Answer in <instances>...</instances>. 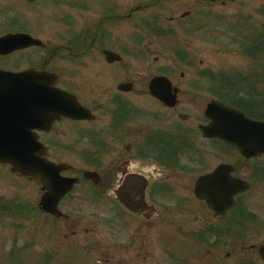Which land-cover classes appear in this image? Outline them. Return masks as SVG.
I'll list each match as a JSON object with an SVG mask.
<instances>
[{"label": "flooded vegetation", "instance_id": "flooded-vegetation-1", "mask_svg": "<svg viewBox=\"0 0 264 264\" xmlns=\"http://www.w3.org/2000/svg\"><path fill=\"white\" fill-rule=\"evenodd\" d=\"M49 1L0 0V38L10 33H26L42 39L44 43V47L33 46L0 55V63L17 62L18 59H23L13 68L2 65L0 67L22 70L21 67L25 65V62L31 63V68L36 70L59 73L60 80L57 86L62 87L61 82L71 76L67 77L65 73L62 75L59 70L52 68L58 60L66 61L68 58L77 60L86 56L92 61L95 58L108 64L106 57L108 50L120 56L118 61L110 62L111 67L118 65L123 69V65L127 62L148 60L149 56L142 45L144 44L142 37L135 42L129 38L125 39L122 33L115 38L111 32L110 41L116 40V44L110 43L108 46L107 41L100 38V28H97L96 38L90 39L87 35V38L83 39L81 31L77 30L81 29L82 25L74 28L72 19L69 23L66 14L67 9L78 10L79 0L57 1L60 6L66 7L62 8L64 15L66 14L63 21L69 30H65L60 35L61 39L53 37L49 40L50 43L46 42L43 38L46 39L47 36L31 28L30 18L39 9L51 6ZM257 8V1L252 0H149L148 3L140 2L134 7L124 8L123 13H111L109 9L106 24L112 31L122 23L133 19L135 30L160 31L175 37L180 34L183 36V32L192 33L196 30L214 31L221 28L225 31H235L237 47L242 54L248 55L247 60H241L235 73L237 100L244 108L257 110L259 109L257 96H264V19L260 25H257L258 27H253L251 23L253 16H259ZM154 9L158 11L146 13ZM71 14L76 15L73 12ZM133 43L134 48L131 47ZM74 48L76 51L73 50ZM94 52L95 54H92ZM89 53H91L90 56ZM187 60L190 63L191 58ZM155 62L158 63L159 59L156 58ZM123 73L115 76L112 72L110 76L117 79ZM170 73L172 74V72L162 71L151 75L148 79L146 78L148 82L143 88H137L135 77L128 76L125 81L133 87L126 92L117 87L113 90L107 88L105 92L99 94L96 88H83L80 93H76V96L81 105L89 111L90 118L79 121L63 118L62 121L54 124L55 127L60 123H75V135L71 136L73 140L75 139V150L85 162L80 169L72 170L76 172L74 175L85 169L91 170L100 174L102 181L98 185L84 184L88 191H97L100 198L68 200V202L63 200L61 203L62 207L70 204L72 208L81 207L83 203L91 204L90 206L96 208L95 215H91L86 220L65 215L60 218L62 220L55 219V221H52L50 216H45L42 218L41 225H31L32 235L42 233V242L48 249L50 246L53 247L52 245L84 246L83 250L91 246L100 256L102 264H146L148 261H157L155 249L153 248L152 251L146 248V237L148 230L159 234L162 222L161 211L159 210V215L153 220L146 219L149 215L145 217L121 215L118 210L120 208L116 206L115 200H112V191L124 175L132 173V164L145 159L143 157L146 154H149L147 156L154 159L155 163L171 161L172 166L176 164L179 127L172 119L178 116L180 103L175 108H168L149 91V82L152 78L163 75L172 79ZM181 76L183 77L184 73ZM262 108H264V101ZM47 134L39 132V137L45 144L48 143ZM64 135L52 137L54 141L50 143L60 145L71 140L67 137L68 135ZM166 152L172 153L168 155ZM134 169L136 168H133V171ZM162 171L159 177L152 179L151 185H154V188L153 191L150 190L149 202L157 208L160 201L156 198L163 181H170L172 174H175L178 169L173 167ZM105 196L109 199H102ZM185 229H188V226L178 225L177 228L173 225L171 230L174 233L175 230L184 231ZM198 239H200L198 244L202 241V252H207L206 245L209 238L205 227ZM242 245L241 238H237L235 247ZM192 259L193 254L190 260ZM85 261L86 263L81 264H91L86 259Z\"/></svg>", "mask_w": 264, "mask_h": 264}, {"label": "rangeland", "instance_id": "rangeland-1", "mask_svg": "<svg viewBox=\"0 0 264 264\" xmlns=\"http://www.w3.org/2000/svg\"><path fill=\"white\" fill-rule=\"evenodd\" d=\"M57 1L58 0H50L49 4L51 6L39 9V11L35 12V15L30 18L31 28L35 32L47 36L46 39L43 38L44 40H46V42H49V40L53 37H57L64 30V27L60 23L62 22L61 18L64 15V11L62 10V8L66 7L58 6ZM81 1L83 3L89 2L88 4L90 5V7L87 11L79 12L78 10L73 11L71 9H67L66 13H70L71 11L73 13H76V15L74 14L75 17L73 19L77 22L78 27L82 25L81 28H86L87 26L98 24L100 19L102 18V14L106 10L108 0H86L88 2H84L83 0ZM110 1L113 5L118 4L116 5V12L123 13L124 8L134 7L137 3L140 2L148 3L149 0ZM252 1H259V5H257V7L259 8V16L255 15L252 17L253 20H251L253 27H258L257 25H260L262 23V20L264 19V15L261 14L263 10L262 8H264V0ZM119 3L121 6L119 5ZM112 4L110 5L112 6ZM157 11L154 9L153 11L150 10L146 13L150 14ZM133 22V20L129 21V23ZM122 25L123 23L112 30L115 38H117L119 34V28ZM123 26L125 27V25ZM103 27H105V24ZM127 31L128 30L126 29V32ZM122 32L123 31H121V33ZM194 32L195 33L192 35L187 34V32H183L184 36H181L180 34L178 39L176 37L170 39L164 38L165 40L157 36H153L152 33L150 34L149 32H140L142 38L144 39L145 50L147 52V55L149 56L148 60L142 62H127L123 66V69L118 65L115 67H111L108 64L102 65V62L92 61L90 58H86L81 61H76L73 64H60L58 66L55 65L52 66V68H56L59 71L61 70L63 73H65L67 77L68 75H70V73H74V75H70V78H65L64 83L66 86H68L67 84L76 86L75 83L78 82L79 84H82L84 88H96L99 94L105 92L107 88H110V90H112V88L117 87V84L128 78V76L135 77L134 80L137 83V88H143L146 87L148 82L146 78L148 79L151 75L162 71L172 72V74L170 73L172 76V80L180 88L181 91L179 97L180 106L178 108L177 114L179 112H185L191 117L187 121L183 122L176 115V117L173 118L172 121L175 122L177 126L182 128L196 127L198 120H200L204 114L206 104L210 98V95L206 92V90H204V88L207 87L206 80L201 77H198L196 73H200L205 70L215 72H233L234 70H236V67L240 65L243 56L237 51L236 46L234 45L235 34L232 30L225 31L220 28L215 31L196 30ZM110 43L115 44V41H110ZM174 45H177L179 49H183L189 54H191L192 58H194V61L191 64H188L187 62H185V64H182L177 59V53L174 50ZM156 58L159 59L158 63L155 62ZM15 62L16 61H14L12 65H15ZM19 62H21V60ZM10 67L13 68L14 66ZM112 72H114L115 76H117L119 73H124L121 74L117 79H113L110 76V73ZM182 73H184L183 77L181 76ZM72 86L69 87L73 88ZM74 90L76 91V89ZM72 127L73 126L69 124L63 125L55 129L53 134L63 135V131H65L66 134H70V131L73 132V130H71ZM66 144L75 145L72 139L67 140ZM199 147L201 149H206V152H208V163L212 166H215V164L221 161L227 160L228 157H232L234 153L227 150V155L220 156L213 150V147L211 145L201 139L199 141ZM71 154L73 153L65 154V156L55 155V158H62L61 160H65L67 162H76V160L71 156ZM232 158L235 159V157ZM251 164L252 163L248 164L246 162L238 163L240 172L244 174V176L249 178H251V170L253 167V164ZM260 165L264 167V159L262 160ZM180 180L183 179L180 177L179 181ZM183 181V183H188L192 186L193 181L189 180V178ZM253 187L254 191L251 194L245 196L243 199H245V201L249 200L248 203L253 206L254 209H257L259 207L264 206V181L254 182ZM178 192V194L173 195L175 199L180 197H186L189 194V191L184 189H178ZM41 195L42 192L40 188H36L35 186H33L28 179L16 177L10 171V169L0 167V201L4 200L7 202L13 200L17 203H35L36 201H40ZM189 197L192 198L191 193L189 194ZM164 198L163 200L168 202L170 201L169 196H166ZM72 199L74 201H80L88 198L87 194L82 192V189H80L74 194L73 197H71L70 200ZM90 205L91 204L83 203L81 207L75 208L73 212L69 213L73 216H79L78 218L84 217V219H86L87 217H90L93 211L92 206ZM69 208L70 204H67L65 206V209L69 211ZM181 217H190V214L187 215V213H184L181 215ZM171 219L172 218L169 217L167 221H171ZM211 221L213 222V220ZM11 222V219H6L4 221H1L0 223V264H12V262H14V258L18 261H23L24 264L33 262V258H39L34 262L42 263L43 259L41 258V246H44L42 238H39V241L41 242L40 247L37 246L35 248H32L31 250L28 249L27 244L29 243V238L31 236V232H29L31 226L26 223L24 225L26 226L25 229L14 230L8 226ZM262 241H264V228H262V230H259L257 235L254 236L253 240L250 241V243H259ZM13 245L14 248L17 249H20L25 246V253L22 256H20V254L17 252L12 254V252H10V248H12ZM146 247L151 250L153 248H157L156 243L154 244L153 233H147ZM69 254L72 258H69L68 260L66 258L62 259V261H60L61 264H80L83 263L85 260V258L78 251L69 250ZM102 258H104L103 255ZM221 259H224L225 264H236V262L234 261L235 258H233L232 260H228V258L226 257V252L211 254V264H216ZM164 263L162 261V257L161 260H159L158 262H146V264Z\"/></svg>", "mask_w": 264, "mask_h": 264}, {"label": "water", "instance_id": "water-1", "mask_svg": "<svg viewBox=\"0 0 264 264\" xmlns=\"http://www.w3.org/2000/svg\"><path fill=\"white\" fill-rule=\"evenodd\" d=\"M26 40L37 43V40L25 35L10 36L0 41V51L8 46V41H11L10 45L19 47L17 43ZM170 89L171 85L165 78H156L151 83L153 94L168 103ZM72 105L74 102L67 94L53 87V79L49 76L33 71L14 73L0 70V164H11L13 172L30 176L33 181L44 186L48 193L41 205L47 212L57 216L62 215L57 209L58 203L73 189L77 179L62 177L61 172L67 166L56 165L41 156L43 149L34 137L33 130L47 129L56 114L70 111L75 115L77 110ZM207 116L212 123L203 128L205 136L232 143L247 156L264 153V122L249 120L240 111L218 102L209 105ZM231 171L230 166H221L198 183L197 195L206 197L218 214L229 208V201L235 193L248 187L240 181L231 180ZM93 175L87 173L86 177L91 178ZM226 194H231L227 201ZM132 198L120 197V200L131 207L129 201ZM261 255L264 259V247Z\"/></svg>", "mask_w": 264, "mask_h": 264}]
</instances>
